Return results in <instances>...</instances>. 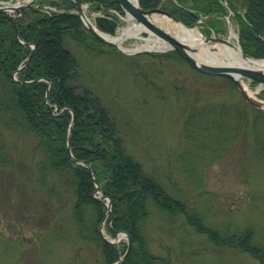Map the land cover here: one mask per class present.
<instances>
[{
  "label": "rangeland",
  "instance_id": "374dc122",
  "mask_svg": "<svg viewBox=\"0 0 264 264\" xmlns=\"http://www.w3.org/2000/svg\"><path fill=\"white\" fill-rule=\"evenodd\" d=\"M86 12L94 23L95 12ZM230 15L214 26L196 27L203 36H226L232 28L238 43ZM132 22L122 21L114 34ZM141 43L133 36L123 41L128 48ZM100 49L99 54L76 49L80 79L111 110L123 148L208 225L251 226L254 242L264 246V87L255 91L257 82L242 78L256 107L225 77L193 69L173 49L136 54L114 45ZM34 144L32 136L0 123V150L11 161L0 165V264H102L99 250L77 233L70 200L50 199L40 186ZM98 230L113 239L104 221ZM146 230L152 250L171 256L170 264H260L245 251L215 246L182 215L168 219L154 212ZM118 237L126 240L122 233Z\"/></svg>",
  "mask_w": 264,
  "mask_h": 264
},
{
  "label": "trees",
  "instance_id": "16d2710c",
  "mask_svg": "<svg viewBox=\"0 0 264 264\" xmlns=\"http://www.w3.org/2000/svg\"><path fill=\"white\" fill-rule=\"evenodd\" d=\"M82 1L95 11L120 9L114 0ZM224 1L226 4L223 0H140V5L144 9L159 6L183 24L192 26L196 22L201 27L204 23L214 26L231 10L242 51L264 57V0ZM35 3L25 6L15 22L11 14L0 11V123L35 139L38 156L34 163L40 186L50 199L70 200L76 231L99 250L102 264L118 260L126 250V242H107L98 230L107 207L93 196L92 176L100 192L111 201L106 232L114 237L124 231L131 238L121 264H170L171 256L154 252L147 235L146 226L154 212L168 219L182 215L187 225L215 246L245 251L264 264V246L254 242L251 226L222 230L208 225L202 214L169 195L123 148L114 115L81 81V63L75 54L78 48L99 54L101 46H111L83 25L72 11L76 9L73 0ZM42 4L61 10L47 14ZM203 16L210 17L197 22ZM95 23L110 33L117 26L114 17L98 16ZM217 127L222 131L220 123ZM8 162L9 153L0 150V165ZM49 176L52 180L47 183Z\"/></svg>",
  "mask_w": 264,
  "mask_h": 264
},
{
  "label": "bare ground",
  "instance_id": "6f19581e",
  "mask_svg": "<svg viewBox=\"0 0 264 264\" xmlns=\"http://www.w3.org/2000/svg\"><path fill=\"white\" fill-rule=\"evenodd\" d=\"M85 6V4H81V10L85 14V16L82 15L84 22L87 25L91 24L98 34H100L103 38L114 42L122 50L134 52L139 48H147L151 51L165 50L169 48V44L159 37L142 36L140 33L141 31L145 30V26H143L141 23H131L116 34L100 30L95 26L91 18L87 15ZM59 10L61 9L54 7L48 12V14ZM72 11L75 12V14H77V16L79 17V14L76 10ZM150 19L153 23L157 24L158 26L172 34L181 42H184L185 44L190 46L192 48V51H190L191 54L200 62L221 65H246L264 71V57L254 58L248 55L244 56L241 50L239 49L238 44L234 41L235 32L232 30V28H229V33L227 34L229 43H213L205 41L203 35L200 33L199 29L196 26H185L181 22L176 21L173 18L166 16L165 14L154 12L151 14ZM129 36L140 38L144 40V43L138 44L133 48H128L123 44V41ZM234 76L238 78L243 88H245V90L250 94V90L247 88L246 82L241 77H238L236 73H234ZM263 87V83H257L254 89L255 91H259ZM70 125H72V122L70 123ZM69 133L67 137L68 147L70 137ZM86 166L88 167L89 172L91 173L90 166ZM92 181L96 186L97 183L93 176Z\"/></svg>",
  "mask_w": 264,
  "mask_h": 264
},
{
  "label": "water",
  "instance_id": "95a60500",
  "mask_svg": "<svg viewBox=\"0 0 264 264\" xmlns=\"http://www.w3.org/2000/svg\"><path fill=\"white\" fill-rule=\"evenodd\" d=\"M33 0H28L25 3L22 4H8V5H1L0 6V11H9V10H13L16 13H19L21 11V9L25 6L28 5L32 2ZM75 2V5L77 7L78 10V14L80 16V18L83 20L82 15L83 11L81 10V4L82 1L81 0H73ZM116 3L119 4V6L127 13L129 14L131 17H133L135 20H137L139 23H141L143 26H145V32L154 34L156 37H159L161 39H163L164 41H166L169 44V49H174L178 52V54L195 70L203 72V73H208L211 75H218V76H225V77H229L230 79H232L234 81V83L236 84L237 88L239 89L242 97L251 105L259 107L260 104L259 102L254 99L253 97H251L249 95V93L245 90V88H243V86L241 85V83L239 82L238 78L234 76V73H236V75L238 77L241 78H250L252 80L257 81L258 83H263L264 84V71L260 70V69H256L253 67H249L246 65H221V64H209V63H204V62H200L199 60H197L190 51H192V48L190 46H188L187 44H185L184 42H181L179 39H177L176 37H174L172 34H170L169 32H167L166 30H164L163 28H161L160 26H158L157 24L153 23L150 19V16L152 13L154 12H158V13H162L165 14L171 18H173L176 21H179L177 18H175L172 14H170L169 12H167L166 10L161 9L160 7H155V8H149V9H143L140 5V0H115ZM15 17H14V22H15ZM180 22V21H179ZM85 26L89 29L90 32H92L97 38H99L100 40L104 41L105 43L108 44H114V42L109 41L105 38H103L100 34H98L95 29L93 28V26L90 24H86L84 22ZM204 40L207 42H225V43H229V39L228 36L224 37V36H216V35H207V36H203ZM239 49L241 50V47L238 44ZM148 51L149 49H138L135 52L138 51ZM242 54L244 56H247L246 53H244L241 50ZM249 56V55H248ZM95 192L97 194H99V186L96 184V189ZM95 198L97 199H104L105 197L102 196L101 194L96 195ZM106 204H107V211H106V215L108 216L110 214V206H111V202L109 200V198L106 197ZM105 240L109 241V242H115V240H109L106 237H104ZM127 238V247H126V251L124 252V254L113 264H120L121 261L123 260V258L125 257L129 246H130V242H131V238L130 236L127 234L126 235Z\"/></svg>",
  "mask_w": 264,
  "mask_h": 264
}]
</instances>
